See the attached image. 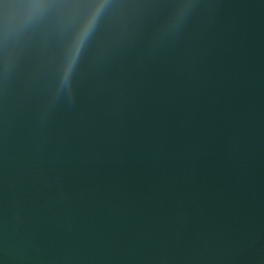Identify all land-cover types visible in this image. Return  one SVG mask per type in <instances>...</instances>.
<instances>
[{
	"label": "water",
	"instance_id": "1",
	"mask_svg": "<svg viewBox=\"0 0 264 264\" xmlns=\"http://www.w3.org/2000/svg\"><path fill=\"white\" fill-rule=\"evenodd\" d=\"M0 264H264V0H0Z\"/></svg>",
	"mask_w": 264,
	"mask_h": 264
}]
</instances>
